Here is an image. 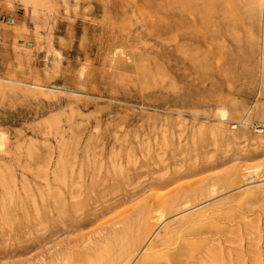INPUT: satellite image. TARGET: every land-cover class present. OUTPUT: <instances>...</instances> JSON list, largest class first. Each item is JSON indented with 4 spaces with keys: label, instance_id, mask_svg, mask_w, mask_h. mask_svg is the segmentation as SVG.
<instances>
[{
    "label": "rangeland",
    "instance_id": "374dc122",
    "mask_svg": "<svg viewBox=\"0 0 264 264\" xmlns=\"http://www.w3.org/2000/svg\"><path fill=\"white\" fill-rule=\"evenodd\" d=\"M193 2L0 0V264L117 259L143 213L156 264H264V21Z\"/></svg>",
    "mask_w": 264,
    "mask_h": 264
},
{
    "label": "bare ground",
    "instance_id": "6f19581e",
    "mask_svg": "<svg viewBox=\"0 0 264 264\" xmlns=\"http://www.w3.org/2000/svg\"><path fill=\"white\" fill-rule=\"evenodd\" d=\"M27 3L26 4H28V3H31V4H36L37 3V0H25ZM194 0H186V5L188 6V7H191L192 6V4L193 3H195V2H193ZM40 2V1H39ZM223 3H225V2H223ZM211 4V3H210ZM214 4V3H213ZM228 4V3H227ZM227 4H225V5H227ZM235 4H238V2H236L235 1ZM240 4V3H239ZM238 4V5H239ZM33 5V6H34ZM208 5H209V3H208ZM250 6L252 7V11H254V13H261V20L262 21H264V0H250ZM220 7V6H219ZM223 7V6H222ZM222 7H220V8H222ZM257 8V9H256ZM226 9H227V6H226ZM36 10V9H35ZM42 10V9H41ZM196 10V9H195ZM255 10H257V12L255 11ZM179 12H180V10H179ZM210 12H212V11H210ZM234 12V11H233ZM236 12V11H235ZM186 13V12H185ZM224 13V12H223ZM238 14V13H237ZM213 15V14H212ZM211 15V16H212ZM194 20V19H193ZM226 21V20H225ZM228 22V21H227ZM197 24V23H196ZM189 26V25H188ZM192 26V25H191ZM209 26V25H208ZM191 28V27H190ZM189 28V29H190ZM196 29V28H195ZM47 32V31H46ZM187 36H188V34H187ZM264 46V45H263ZM37 47H39V46H37ZM263 48V47H262ZM42 49V48H41ZM54 49V48H53ZM264 50V49H263ZM184 51H186V50H184ZM187 52V51H186ZM190 54V53H189ZM263 55V54H262ZM261 58H262V56H261ZM264 58V57H263ZM191 60V59H190ZM199 61H201V60H199ZM197 62V61H196ZM262 62H263V60H262ZM193 63H195V62H193ZM199 63V65H200V62H198ZM196 64V66H197V63H195ZM262 64V63H261ZM264 64V63H263ZM200 68H201V66H200ZM264 68V67H263ZM202 69V68H201ZM151 71V70H150ZM2 80H3V78H2ZM5 80V79H4ZM38 87H40L41 88V86L39 85ZM37 87V88H38ZM220 110H221V108H220ZM220 112V113H219ZM218 113H219V121L221 122V123H227V122H230V112L228 111V109L226 110V109H222L221 111H219ZM233 112V111H232ZM252 112V111H251ZM247 113L249 114V112L247 111ZM246 113V114H247ZM248 114H247V117H244L240 122H238V123H240V124H243L244 126H247V125H250V120H249V117H251L252 118V116H250V114H249V116H248ZM258 114H260L259 113V111H258ZM217 118V117H216ZM250 118V119H251ZM260 118V117H259ZM260 124V123H259ZM217 126H220V124L219 125H217ZM222 126V125H221ZM263 126V125H262ZM264 127V126H263ZM236 128V127H235ZM257 128V127H256ZM217 129H219L218 127H217ZM259 129V128H258ZM215 131V130H214ZM257 133H258V138H260L261 140H264V130H258L257 131ZM239 137V136H238ZM4 147V140L3 139H1L0 138V151L2 150V148ZM72 157V156H71ZM66 162V161H65ZM63 163V162H62ZM68 165V164H67ZM62 167H63V165H62ZM64 168V172H65V167H63ZM62 168V169H63ZM262 168H263V164H259V165H256V166H254V167H247L246 168V175L244 176V179H245V181L247 182V184L246 185H250V184H253V182L255 181V179L258 177V175H259V173H260V171L262 170ZM120 170H121V168H120ZM99 172V171H98ZM59 173H61V172H59ZM65 174V173H64ZM59 176V175H58ZM67 176V175H66ZM62 176L60 175V178H61ZM59 178V177H58ZM59 178V179H60ZM67 178H68V176L66 177V180H67ZM58 179V181H63L64 179H60L59 180ZM81 179V178H80ZM64 182H65V180H64ZM64 182H61V184L62 183H64ZM67 183V182H66ZM65 183V184H66ZM1 187V186H0ZM250 187V186H249ZM87 188V187H86ZM24 190V189H23ZM6 191V190H5ZM215 190L213 189L211 192H214ZM50 192H52V190L50 191ZM54 194H56V193H54ZM53 194V195H54ZM171 195H173V194H171ZM50 195H48V197H49ZM62 196V195H61ZM61 196H59V197H61ZM168 196V195H167ZM51 197V196H50ZM49 197V198H50ZM53 197V196H52ZM178 197V196H177ZM19 198V197H18ZM17 198V199H18ZM43 198V197H42ZM53 198H55V197H53ZM58 198V197H57ZM57 198L55 199V200H57ZM16 199V198H15ZM16 199V200H17ZM20 199V198H19ZM173 199V198H172ZM25 200V199H24ZM45 200V199H44ZM54 200V201H55ZM178 200V199H177ZM15 201V200H14ZM17 201H19V200H17ZM23 200H21L20 201V205H23V204H21V202H22ZM47 201H48V199H47ZM170 201V200H169ZM172 201V200H171ZM174 201V200H173ZM49 202V201H48ZM178 202V201H177ZM26 204H27V202H25ZM57 203V202H56ZM58 203H60V201H58ZM57 203V204H58ZM164 203V202H163ZM172 203V202H171ZM125 204V203H124ZM18 205V204H17ZM59 205V204H58ZM61 205V204H60ZM62 205H63V201H62ZM122 205V204H121ZM146 205V204H145ZM27 206V205H26ZM158 206V205H157ZM172 206V205H171ZM21 207V206H20ZM25 207V206H24ZM170 207V206H169ZM4 208V207H3ZM5 208H6V206H5ZM9 208V207H8ZM61 208V207H60ZM143 207H141V209H142ZM145 208H146V206H145ZM144 208V209H145ZM140 209V210H141ZM158 209V208H157ZM156 209V210H157ZM6 210H7V208H6ZM6 210H4V212H6ZM61 210V209H60ZM150 211H151V208L149 209ZM155 210V211H156ZM10 210L8 209V218H9V212ZM142 211V210H141ZM144 211V210H143ZM62 212V211H61ZM110 212V211H109ZM149 212V211H148ZM141 213V212H140ZM7 214H5V216L7 217ZM148 214V213H147ZM153 214V216H151ZM151 215H145L144 213H143V216H144V218H143V216L141 215V218L139 219V220H137L138 222H137V224H138V231H137V233H136V231H133L132 229H134V228H131V227H129V225L122 231L121 229V231L122 232H117V234H115V239H114V241L116 242L117 240L118 241H120L121 242V247H122V253H121V255H120V257H118L117 259H114V257H113V253L112 252H110L111 251V247L109 246L110 244H108V245H106V247H105V249H104V253L102 252H100V253H97V254H95V255H91V254H94V253H92L91 252V254H88V252H87V254H86V252H85V254L83 253L82 255H81V253H79L80 255H76L75 257H72V261H70V262H68V264H127L130 260H132L133 258H135V257H137V256H139L143 251V253H144V256L142 257L143 258V260L141 261V262H139V264H156V263H158V261H159V259H158V255H159V253L160 252H162L161 250H160V252H159V250H158V247H159V244H152L151 245V243H152V238H153V235H151V231H152V229L154 228V226L155 225H153L152 223L153 222H155V223H157L158 221L160 222V221H162V219H163V216H162V214L160 215V216H158L159 214H155L154 215V213H152ZM64 215H67V214H64ZM101 215H103V214H101ZM131 215H133V214H131ZM131 215H130V217H131ZM138 215H139V213H138ZM136 216V215H135ZM3 217V216H2ZM134 217V216H133ZM192 217V216H191ZM191 217H188V218H185V219H183L182 220V222H180L181 224L182 223H188L190 220H191ZM132 218V217H131ZM130 218V219H131ZM7 219V218H6ZM129 218H127V220H128ZM134 219V218H133ZM127 220H126V222H127ZM125 221V220H124ZM132 221V220H131ZM134 222H135V220H133ZM132 221V222H133ZM133 222V223H134ZM136 223V222H135ZM125 226H126V224H124ZM193 225V224H192ZM117 227V226H116ZM115 227V228H116ZM193 227V226H192ZM118 228V227H117ZM117 228H116V230H115V232L117 231ZM137 229V228H136ZM168 232L169 231H167L166 232V238H165V240L163 241V243L162 244H165V245H168L167 246V249H169L170 248V246H171V244H170V242H171V237H172V235H169L168 234ZM104 234V233H103ZM113 234V233H112ZM137 236H136V235ZM172 234H173V231H172ZM106 235V234H105ZM134 236V237H133ZM117 239V240H116ZM125 241H127L128 243H125ZM119 244V243H118ZM112 245H114V243H112ZM147 245H149L148 247H147ZM151 245V246H150ZM188 245V244H187ZM147 247V248H146ZM182 247V246H181ZM179 248V247H178ZM89 249V248H88ZM87 249V250H88ZM149 249V250H148ZM163 249V248H162ZM101 250V249H100ZM147 250V251H146ZM113 251V250H112ZM146 251V252H145ZM79 252V251H78ZM77 252V253H78ZM171 252L172 253H169L168 254V261L171 263V264H179L180 263V258H181V256L183 257V256H185L186 257V255H188L189 254V252H188V249H184V247L183 248H180V249H176L175 251H172L171 250ZM110 253H112V257L113 258H110L111 257V254ZM165 255V254H164ZM73 256H74V254H73ZM188 257H189V255H188ZM66 259V258H65ZM70 259H71V257H70ZM64 260V259H63ZM62 260V261H63ZM66 260H68V259H66ZM161 260V259H160ZM61 261V260H60ZM66 262V261H65ZM168 262V263H169ZM56 263V262H55ZM130 263V262H129ZM162 263V262H161ZM213 264H220L219 263V261H218V259L217 258H215L214 260H213V262H212ZM54 264V263H53ZM59 264H61V263H59ZM63 264V263H62ZM66 264H67V262H66ZM181 264V263H180Z\"/></svg>",
    "mask_w": 264,
    "mask_h": 264
}]
</instances>
